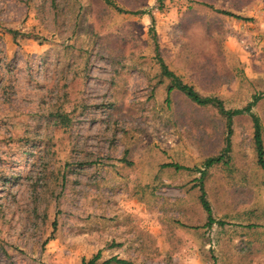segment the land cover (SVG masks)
Segmentation results:
<instances>
[{
    "label": "rangeland",
    "instance_id": "1",
    "mask_svg": "<svg viewBox=\"0 0 264 264\" xmlns=\"http://www.w3.org/2000/svg\"><path fill=\"white\" fill-rule=\"evenodd\" d=\"M111 1L0 0V264H264L251 116L227 150L160 64L228 110L260 97L264 145V0Z\"/></svg>",
    "mask_w": 264,
    "mask_h": 264
},
{
    "label": "trees",
    "instance_id": "2",
    "mask_svg": "<svg viewBox=\"0 0 264 264\" xmlns=\"http://www.w3.org/2000/svg\"><path fill=\"white\" fill-rule=\"evenodd\" d=\"M108 5L110 6H115L114 3L111 0H104ZM118 9V7H115ZM120 12L121 10L118 9ZM160 64H161V70H162V75L165 76L166 78L170 79L172 81V85L169 87V92H171L174 89L179 90L182 92L190 101L195 103L198 106L201 107H206V106H212L216 108L219 113L226 118L227 120V127H228V147L227 150H229L230 147V140L232 136V125H233V120L237 116H241L244 114H248L251 116L253 124H254V139H255V145H256V150L258 154V160L259 164L264 167V145H263V128L261 125V121L258 116H256L252 110L253 108L257 105V103L261 100L260 97L255 96L253 101L249 103L246 107L242 109H235V110H228L224 106L223 101H221L218 98L215 97H203L199 92H197L192 86H189L185 83H183L176 75L174 72H172L168 66L164 63L162 59H160ZM62 120H66L65 117H61ZM224 156H220L217 158H210L204 163V168L205 170H200V173H202V179L206 177L207 172L210 168L213 166L221 163L224 160ZM167 166H172L176 168L177 170L185 169L184 167H181L180 165H167ZM201 196H200V201L202 204L203 209L206 211L208 215V220H209V226H212L216 221L213 219V212L212 208L210 205V202L207 199V194L205 192L203 184L201 185ZM100 255H97L93 259L89 261H83L82 264H133L131 262L119 259L117 257H113L109 260H106L102 263L99 262L100 260Z\"/></svg>",
    "mask_w": 264,
    "mask_h": 264
}]
</instances>
